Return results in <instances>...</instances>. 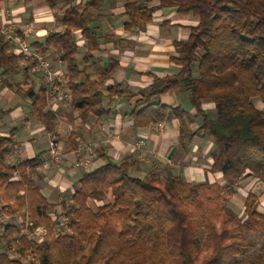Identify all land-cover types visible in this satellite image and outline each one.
I'll use <instances>...</instances> for the list:
<instances>
[{
	"label": "trees",
	"instance_id": "16d2710c",
	"mask_svg": "<svg viewBox=\"0 0 264 264\" xmlns=\"http://www.w3.org/2000/svg\"><path fill=\"white\" fill-rule=\"evenodd\" d=\"M45 1L49 8L63 4L57 16L63 32L48 33L34 48L59 54L72 116L106 121L105 99L136 97L126 113L134 128L176 120L183 147L200 132L209 136L210 169L221 173L223 184L188 183L172 170L141 176L135 159L116 162L99 150L103 164L83 171L56 215L34 181L39 159L7 161L13 135L0 136V212L7 218L0 223V264H264L259 197L236 189L248 172L262 183L264 198V0ZM107 1L122 3L125 32L142 29L162 10L196 19L187 39L174 43L178 55L169 60L176 73L154 77L137 94L105 85L118 67L113 59L101 76L88 75L86 64L94 65L93 52L99 50L92 23ZM77 32L85 41L81 58ZM18 59L0 38V69L16 71ZM171 93L182 94L187 108L163 104L161 98ZM20 94L30 99L31 115L50 130L54 114L44 111V87ZM206 102L213 110L203 109ZM194 122L198 126L191 129ZM239 206L242 216L233 210ZM18 217L30 220V231L44 228L42 240L18 236ZM251 231L263 241L248 254Z\"/></svg>",
	"mask_w": 264,
	"mask_h": 264
},
{
	"label": "crops",
	"instance_id": "0c3cea01",
	"mask_svg": "<svg viewBox=\"0 0 264 264\" xmlns=\"http://www.w3.org/2000/svg\"><path fill=\"white\" fill-rule=\"evenodd\" d=\"M62 8V3L49 8L45 0L22 4L17 0H2L0 23L2 20L9 21L16 35L20 34L34 48V44L42 43L48 33L63 32L57 22ZM122 13L121 2L107 1L103 4L101 16L92 23L99 50L93 52L94 65L89 66L90 62L86 65L90 67L88 75L95 79L101 76L108 59H113L118 67L105 85H115L126 93L137 94L154 77L176 73V67L169 60L178 55L174 43L186 40L189 27L196 25L197 21L191 16H179L173 10H162L142 29L125 32L122 29ZM75 35L81 58L85 41L79 32ZM8 50H11L9 46ZM45 52L53 69L65 73L59 54H52L50 50ZM18 58L16 71L0 69V136L13 135L7 161L18 163L32 158L39 159L40 165L34 181L53 205L52 213L62 214V205L70 200V194L79 187L78 180L83 171L103 164L99 150H103L106 156L116 162L135 159L139 165L137 174L141 176L151 173L164 176L168 170H172L188 183L223 184L221 173L210 169L208 156L212 148L211 138L200 132L183 147L178 143L177 121L173 119L156 126L134 128L126 113L132 108L136 97L105 99L104 109L110 111L106 121H98L92 114L86 121H81L75 114L72 116L71 111L62 110V107L54 112L49 110L46 103L44 111L54 114L51 128L47 130L38 117L31 115L30 99L20 94L29 88L37 92L44 87V83L41 77L23 66L21 58ZM6 84L14 87L9 88ZM17 89L19 93H16ZM161 101L171 107L187 108L182 94L171 93L163 96ZM203 109L213 110L212 104L204 103ZM67 114L73 119L70 116L68 119ZM100 124L107 125L113 136L109 137L106 131H101L98 127ZM197 126L198 123L194 122L190 128ZM50 136L57 141L63 155L58 167L48 163L47 142ZM138 139H143V144L139 149H133L132 145ZM79 144L92 145L94 155L89 158V165L75 168L73 164L78 156L73 151ZM83 156L87 157L85 153ZM45 163L50 167H45ZM245 180L250 182L247 173L240 183ZM238 186L236 189L239 191ZM88 204L91 206L93 203L89 201Z\"/></svg>",
	"mask_w": 264,
	"mask_h": 264
},
{
	"label": "built area",
	"instance_id": "2783aa9c",
	"mask_svg": "<svg viewBox=\"0 0 264 264\" xmlns=\"http://www.w3.org/2000/svg\"><path fill=\"white\" fill-rule=\"evenodd\" d=\"M0 38L7 42L15 56L21 58L23 66L29 67V70L32 73L41 77L44 83L45 101L49 110L54 112L59 107H70L71 94L66 88L67 80L65 73L60 69H53L46 52L31 47L23 37L16 35L14 28L9 21H1ZM98 127L101 131H106L109 137L113 136L107 125L100 124ZM142 144L143 139H138L134 142L132 148L139 149ZM47 152L49 160L48 163L52 166L58 167L62 162L63 155L59 149L57 141L51 136L47 142ZM84 153L87 157L83 156ZM73 154L78 156V159L73 164L75 168L89 165V158L94 155L92 145L90 144H79L76 149H74ZM48 163H45V167H50ZM62 223L64 226L66 225V217H62ZM17 224L18 236L32 235L41 241L45 235V229L42 227L30 231L29 228L32 224L27 217L25 219L18 217ZM2 230L3 229L1 227L0 233H2ZM15 255L16 254H14V256Z\"/></svg>",
	"mask_w": 264,
	"mask_h": 264
},
{
	"label": "rangeland",
	"instance_id": "374dc122",
	"mask_svg": "<svg viewBox=\"0 0 264 264\" xmlns=\"http://www.w3.org/2000/svg\"><path fill=\"white\" fill-rule=\"evenodd\" d=\"M17 1H18V3H21V4L23 3L21 0H17ZM254 104H255V106L257 108H261L262 107V105L258 101H256V100L254 101ZM61 109L62 110H66V111L67 110L71 111V106L70 107L63 106ZM70 114H71V112H70ZM70 114L69 115L67 114L68 115V119L71 118V120H72L73 118H72V116ZM69 116H70V118H69ZM246 173L248 174V172H245L244 175H246ZM249 179H250V182H247L245 180V181H243V182H241V183L238 184L239 185L238 187L240 188L239 191H241L242 194L248 193V192H252L255 195H257L259 197V201H258L256 210L258 212H260V213L261 212H264V198L261 195L262 183L260 181L256 180V179L252 178L251 176H249ZM237 198H238V200H237L238 202H241V200H243V196L242 195H241V198L240 197H237ZM260 201H261V203H260ZM259 204H261V205H259ZM91 207L94 209L95 208L94 204H92ZM0 209H1V203H0ZM233 210L236 213H239L240 212L239 213L240 216L243 215L242 214L243 213V210H241V206H239V208L237 210L236 209H233ZM6 221H7V218L4 217L3 215H1V212H0V223L1 224H4ZM247 237H248V239H249V241L251 243V246H250V248H249V250H248L247 253L248 254L255 253L258 250L260 244L263 241V236H261L260 234L254 232V231H251V232H249L247 234ZM0 251H1V248H0Z\"/></svg>",
	"mask_w": 264,
	"mask_h": 264
}]
</instances>
